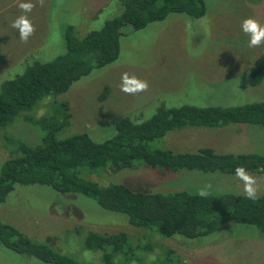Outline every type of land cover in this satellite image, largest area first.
Listing matches in <instances>:
<instances>
[{
    "label": "rangeland",
    "instance_id": "1",
    "mask_svg": "<svg viewBox=\"0 0 264 264\" xmlns=\"http://www.w3.org/2000/svg\"><path fill=\"white\" fill-rule=\"evenodd\" d=\"M202 1L205 13L198 19L172 13L140 31L123 27L113 63L91 70L66 92L44 99L27 115L31 120L50 116L52 107L65 103L69 118L54 130V137L86 133L92 141L102 142L114 135L116 121L123 117L144 121L159 106L233 108L264 100V80L256 87L245 84L253 61L264 52V43L249 47L250 37L241 28L249 17L264 26V0ZM23 2L35 5L31 12H22L19 4ZM120 9L118 0H44L43 6L39 0H0V83L20 74L34 61L44 63L63 54L66 26L80 38L119 15ZM20 15H27L35 27L27 43L11 26ZM124 73L146 80L148 90L135 95L122 92ZM104 87L106 96L98 101ZM42 135L39 127L22 118L1 129L0 164L8 158L13 144L34 147ZM151 146L172 153H194L207 147L217 154L264 155V130L249 125L213 129L185 126L167 132ZM82 169L76 173L99 186L121 184L142 193L204 190L214 195H245L244 184L236 175L169 173L145 166L90 174ZM253 176L257 179V196H264V175ZM0 222L34 242L50 238L48 246L53 251L79 264H103L99 251L83 247L86 232H122L132 246L149 245L142 247L147 248L145 251H131L129 258L133 260L124 264H264V234L252 227L228 223L222 231L203 237L165 238L129 226L125 215L102 210L79 194L57 193L40 185H16L0 204ZM0 264L42 263L0 246Z\"/></svg>",
    "mask_w": 264,
    "mask_h": 264
},
{
    "label": "trees",
    "instance_id": "2",
    "mask_svg": "<svg viewBox=\"0 0 264 264\" xmlns=\"http://www.w3.org/2000/svg\"><path fill=\"white\" fill-rule=\"evenodd\" d=\"M119 2V15L106 20L98 30H91L78 38L73 34V28L66 26L63 54L44 63L34 61L20 74L0 83V130L22 118L39 127L43 133L34 147L21 142L13 144L8 158L0 164V204L16 185H40L57 193L79 194L102 210L125 215L129 226L165 238L173 235L186 239L203 237L222 231L228 223L252 227L264 234L262 195L253 201L243 194L231 193L206 196L186 191L142 193L121 184L99 186L76 173L78 168L90 174L145 166L169 173L235 175V169L242 166L252 175H264V155L261 154H217L207 147L194 153H172L151 146L152 141L161 139L167 132L185 126L213 129L249 125L264 130V100L233 108L159 106L144 121L135 122L126 117L116 121L114 135L102 142L92 141L86 133L64 139L54 137V130L64 126L69 118L65 103L52 107L50 116L31 120L27 115L44 99H53L66 92L72 83L91 70L113 63L118 57L123 27L129 26L136 32L172 13L191 19L201 18L205 13L202 0ZM262 80L264 52L253 61L245 84L256 87ZM106 93L107 88L104 87L97 100L102 101ZM82 238L85 249L101 253L103 264L130 262L133 258L129 257L134 251L147 249L142 248L147 246L146 243L132 246L122 232L103 235L86 232ZM50 241V238L44 242L31 241L14 227L0 222L2 248L32 257L42 264H79L53 251L48 246ZM116 257L119 261L115 263Z\"/></svg>",
    "mask_w": 264,
    "mask_h": 264
},
{
    "label": "clouds",
    "instance_id": "3",
    "mask_svg": "<svg viewBox=\"0 0 264 264\" xmlns=\"http://www.w3.org/2000/svg\"><path fill=\"white\" fill-rule=\"evenodd\" d=\"M41 6H43L44 0H39ZM35 5L31 2H23L19 4V8L22 10L23 13H29L32 11ZM13 28L18 30L19 39L27 43L29 38L35 33V27L31 20L28 18L27 15H20L17 17L12 25ZM242 31L245 34H248L249 39V47H258L262 43H264V26H261L259 22L252 18H246L241 25ZM149 84L146 80H141L135 75H129L128 73H124L121 76V85L120 89L122 92L135 95L140 92L147 91ZM235 175L243 182L244 184V194L245 196L255 201L258 196V186H257V179L252 174L248 173L247 170L242 167L238 166L235 169ZM201 196H206L207 192L202 190L199 193Z\"/></svg>",
    "mask_w": 264,
    "mask_h": 264
}]
</instances>
